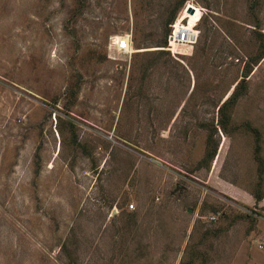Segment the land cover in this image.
I'll return each instance as SVG.
<instances>
[{
	"label": "rangeland",
	"instance_id": "374dc122",
	"mask_svg": "<svg viewBox=\"0 0 264 264\" xmlns=\"http://www.w3.org/2000/svg\"><path fill=\"white\" fill-rule=\"evenodd\" d=\"M0 264H264V0H0Z\"/></svg>",
	"mask_w": 264,
	"mask_h": 264
},
{
	"label": "built area",
	"instance_id": "2783aa9c",
	"mask_svg": "<svg viewBox=\"0 0 264 264\" xmlns=\"http://www.w3.org/2000/svg\"><path fill=\"white\" fill-rule=\"evenodd\" d=\"M191 11L190 4L187 3L183 9L179 12L176 20L172 25V31L169 36L168 46L166 50L170 52L174 57H177L180 54L181 48L193 49L199 40L200 31L198 25L202 20V12L199 17L194 21V24L191 25ZM194 14V13H192ZM132 39L129 34L117 37L115 41L116 50L124 53L130 54L132 50ZM131 209L134 206L130 207ZM211 221H215L216 217H211Z\"/></svg>",
	"mask_w": 264,
	"mask_h": 264
},
{
	"label": "trees",
	"instance_id": "16d2710c",
	"mask_svg": "<svg viewBox=\"0 0 264 264\" xmlns=\"http://www.w3.org/2000/svg\"><path fill=\"white\" fill-rule=\"evenodd\" d=\"M183 4H184V1H182L180 4H178V7L180 6V7H182L183 6ZM178 7H176V9L174 10V12L172 13V16H171V18H172V25H173V22L176 20V18H177V16H178V14H179V12L183 9V7H182V9L180 10ZM261 59H262V57H260V58H257V59H255L254 60V64L253 65H257L258 63H260V61H261ZM248 64V70H247V72L245 73V75H244V77H243V79H242V81H241V83H239L237 86H236V88H235V90H234V92H233V94L223 103V105L220 107V115H222V120H221V122H222V124H223V129L224 130H226V122L228 121L227 120V115H226V112L228 111V109L230 108V107H232V106H235V105H237V102H238V100H239V92H240V86L242 85V82H244V81H247L248 80V78H249V76H250V74H251V72H252V63L251 64H249V63H247ZM250 65H251V67H250ZM210 148V146H208V148L207 149H209ZM215 151H208L207 152V160H212L215 156ZM253 196H254V198H255V200L257 201V202H260L261 200H262V197L258 194V193H254L253 194Z\"/></svg>",
	"mask_w": 264,
	"mask_h": 264
}]
</instances>
